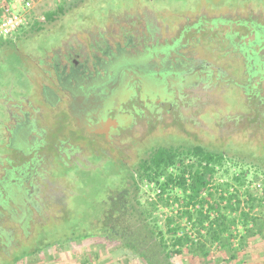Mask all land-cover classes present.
<instances>
[{
  "label": "rangeland",
  "instance_id": "1",
  "mask_svg": "<svg viewBox=\"0 0 264 264\" xmlns=\"http://www.w3.org/2000/svg\"><path fill=\"white\" fill-rule=\"evenodd\" d=\"M3 1H7L9 6L14 5L16 11L22 10L20 4L12 3L11 0H0V5ZM64 1L34 0L28 12V25L12 33L8 37L11 40L9 47L0 50V96L3 91V102L8 105V110L13 111L11 103L23 97V110L29 111L26 102L30 101L36 107V116H41L39 125L45 129L49 144L66 140L80 148L70 158L69 166L63 165L55 156L52 158L53 150H45L39 154L41 163H38V171L43 175L45 183L39 187L37 195L39 211H31L28 220L9 219L7 213L0 209V264H143L138 256L132 255L116 242L101 239L82 242L65 240L79 237L83 232L94 233L92 224L103 209L102 202L108 190L115 189L124 182V177L132 168L138 170L135 167L137 159L147 158V152L155 145L190 144L188 141H191L212 149L224 150L227 146H236L238 142H249L252 145L260 144V150H264V123L249 127L241 110V107H245L241 94L236 88L230 89L225 85L226 78H233L230 74H242V66L238 62L226 63L222 58L228 41L225 37L227 34L232 36L233 42L246 43L254 38V26L264 28V0H253L258 2L259 9L250 4L245 5L250 0H103L101 3L90 2L85 8L74 10L50 31L21 37L24 31H29L34 23L41 21L45 13L56 10ZM109 11L113 15L124 12L129 14L124 15L118 22H110L112 16H108ZM86 12L88 17L85 16ZM202 16L206 19L222 17L228 22L210 30L205 28L198 32H184ZM239 22H246L248 27H241L237 24ZM91 26L98 27V30L82 32ZM71 28L75 30V38L84 43L86 50L89 40L97 42L98 38L100 42L110 43L112 51L116 44L129 50L126 46L129 40L138 47V51L153 50L156 46L171 48L180 42L182 48L177 53L199 61L207 72L206 78L197 88H183L179 93L181 97H175L171 104L165 103L155 108L152 105L150 111L143 102L135 101L131 125L124 130L123 138L112 143L106 151L99 149L96 152L98 146L92 145L83 136V132L72 128L73 122L63 108L54 113L40 103L36 88L41 78L35 60L38 61L50 49L57 47ZM100 30L103 34H100ZM181 31L183 36L180 38ZM85 34H91L92 39L85 38ZM206 39L210 44L204 43ZM257 40L260 41L259 38ZM210 47L218 48L214 52L215 57H212L214 61L206 53ZM259 47H262L259 54L264 58V37L263 42L257 43L254 49ZM48 55L46 59H41V66L51 62L53 53ZM172 57H176V53ZM257 87L261 90L260 95H263L264 84L260 82ZM6 120L7 116L1 113L0 105V121ZM5 125L9 123L6 122ZM1 130L2 127L0 134L3 131ZM143 149L148 150L137 157ZM7 152L0 140V154ZM12 157L8 153L4 159L9 160ZM0 165L3 170L9 169L4 160ZM242 169L247 171L248 183L242 188L259 197L264 177L254 169L235 165L230 161H226L219 169L213 184L231 183L232 177ZM1 179L0 177V181ZM65 183L66 187L63 185ZM63 188L66 204L64 209L58 210L63 204L60 195ZM242 188L239 191H243ZM131 191L139 206L145 209L156 199L154 187L146 186L137 177L136 187H132ZM174 211V208L157 204L151 211L149 220L153 219L157 229L164 233L165 218L174 216ZM254 213L264 220V207L255 208ZM180 224L184 225V222ZM152 239L154 242L155 238ZM44 242L53 245L52 248L31 256L32 250ZM231 244L234 254L230 259V252L214 245L210 248L207 259L183 253L173 256L171 263L245 264V247H239L235 240H231Z\"/></svg>",
  "mask_w": 264,
  "mask_h": 264
},
{
  "label": "trees",
  "instance_id": "2",
  "mask_svg": "<svg viewBox=\"0 0 264 264\" xmlns=\"http://www.w3.org/2000/svg\"><path fill=\"white\" fill-rule=\"evenodd\" d=\"M102 1L65 0L56 10L45 13L42 20L34 23L29 31H24L21 37L50 31L74 10L85 8L90 2L101 3ZM249 4L254 8H260L257 1L250 0L245 5ZM127 14L129 12L119 15H113L111 11L108 12V16H112L110 22H118ZM85 16H89L88 12L85 13ZM213 21L214 23H212ZM227 22L222 17L206 19L202 16L193 26L187 27L184 32L189 30L198 32L205 28L210 30L214 26L227 24ZM237 24L241 27H248L246 22ZM254 27L252 28L254 38L246 43L233 42L232 36L227 34L225 36L228 40L226 45L229 44V47L225 45L222 53L224 55L222 58L226 63L238 62L242 66V74L237 76L230 74V77L237 78V80L227 79L226 76L225 85L230 89L236 88L241 94L245 104L241 110L245 114L243 117L249 127L253 124L264 123V93L260 95L261 90L257 87L260 82L264 84V58L259 54L262 47L254 49L257 43L263 42L264 28ZM94 29L98 30V27L91 26L82 32L89 33ZM73 33L75 30L69 29L62 41L74 35ZM182 36L183 32L181 31L180 38ZM257 38L260 39L259 42ZM204 41V43L210 44L209 40ZM10 44V38L0 39V50L8 48ZM193 44L199 46L197 43ZM57 47L50 49L45 55ZM210 48L206 53L212 59L218 48ZM212 61L214 60L212 59ZM35 62L40 64L41 58ZM226 63L225 67H227ZM209 67L212 65L209 64ZM238 79L241 81L238 82ZM4 97L5 93L2 91V96H0L1 113L3 112L7 116L3 102ZM2 123L0 128L4 125ZM0 140H2V146L8 150L7 153L0 154L1 164L3 160H6L4 156L9 153L3 131L0 134ZM188 142L190 144L156 146L146 159L137 163L138 170L132 168L129 174L127 173L128 175L124 177V182H121L117 188L108 190L105 200L102 202L103 209L96 217V222L92 224L94 233L83 232L79 237L65 241L82 242L101 239L107 242H116L132 255L138 256L143 264H172V257L183 253L207 259L210 248L214 245L230 252L229 259L233 258L234 251L231 248V240H235L241 247L245 245L248 237L259 235L264 231V220L259 219L260 217L254 213L255 208L264 207V185L259 197L250 193L248 189L242 188L248 185L247 171L243 169L232 177L231 183L213 184V179L226 161L235 165L247 166L264 177V150H260V144L252 145L249 142L246 144L238 142L236 146H227L224 150ZM136 177L140 182L144 181L146 186L154 187V191H156V199L148 204V209L139 206L131 191L132 187H136ZM64 186L66 187V183ZM221 187L223 189H220ZM241 188L243 191H239ZM65 204L66 201L61 204V208L58 210L64 209ZM157 204L171 208L176 206L174 216L165 218L164 233L157 229L153 219L149 220L151 211ZM180 222H184V225H181ZM152 238H155L154 242ZM52 246L44 242L34 248L30 254L31 256L38 255L44 249L52 248Z\"/></svg>",
  "mask_w": 264,
  "mask_h": 264
},
{
  "label": "flooded vegetation",
  "instance_id": "3",
  "mask_svg": "<svg viewBox=\"0 0 264 264\" xmlns=\"http://www.w3.org/2000/svg\"><path fill=\"white\" fill-rule=\"evenodd\" d=\"M85 38L92 39V35L85 34ZM130 44L129 40L126 44L129 50L116 44L112 51L110 43L98 38L97 42L89 40L86 50L84 43L71 35L50 52L53 53L50 63L46 62V66L35 63L41 78L36 85L40 103L54 113L63 108L73 122L72 128L83 132L92 145L98 146L96 152L106 151L123 138L124 130L131 125L135 101L143 102L149 111L152 105L155 108L171 104L174 97H181L183 88H197L207 75L199 61L177 53L182 48L180 42L171 48L156 46L141 51ZM173 53L176 57H172ZM22 99L11 101L14 112L4 106L9 125L5 122L2 130L13 157L5 160L9 169L3 170L0 165V209L9 219L25 221L31 211H39L37 195L45 183L38 171L39 154L53 150L52 158L55 156L69 166L70 158L80 148L66 140L49 144L45 129L39 125L41 116H36V107L25 99L29 111H24ZM147 150L143 149L137 157ZM143 159L146 158L140 157L136 163ZM64 189L60 192L63 202Z\"/></svg>",
  "mask_w": 264,
  "mask_h": 264
},
{
  "label": "built area",
  "instance_id": "4",
  "mask_svg": "<svg viewBox=\"0 0 264 264\" xmlns=\"http://www.w3.org/2000/svg\"><path fill=\"white\" fill-rule=\"evenodd\" d=\"M12 3L20 4L21 11H16L14 5L9 6L6 1L0 5V39L9 37L12 33L28 25V12L32 7L34 0H11ZM174 206L173 208H175Z\"/></svg>",
  "mask_w": 264,
  "mask_h": 264
},
{
  "label": "crops",
  "instance_id": "5",
  "mask_svg": "<svg viewBox=\"0 0 264 264\" xmlns=\"http://www.w3.org/2000/svg\"><path fill=\"white\" fill-rule=\"evenodd\" d=\"M244 247L245 264H264V231L248 237Z\"/></svg>",
  "mask_w": 264,
  "mask_h": 264
}]
</instances>
